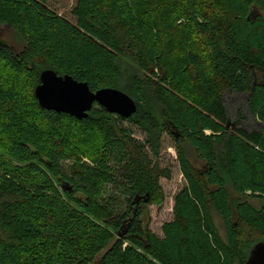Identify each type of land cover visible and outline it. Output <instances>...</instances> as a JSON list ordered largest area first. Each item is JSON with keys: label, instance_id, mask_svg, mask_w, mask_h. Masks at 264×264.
Masks as SVG:
<instances>
[{"label": "trees", "instance_id": "1", "mask_svg": "<svg viewBox=\"0 0 264 264\" xmlns=\"http://www.w3.org/2000/svg\"><path fill=\"white\" fill-rule=\"evenodd\" d=\"M73 16L48 0H0V30L26 42L16 52L0 39V264H93L102 251L98 264H246L264 240V207L248 200L264 197V80L253 72L264 70V0H76ZM6 67L24 84L10 88ZM45 69L123 90L137 110L123 118L96 103L77 119L44 109ZM228 92L247 95L261 129L231 126ZM171 133L187 184L160 237L145 211L171 177L156 159ZM108 183L127 195L125 213L102 200Z\"/></svg>", "mask_w": 264, "mask_h": 264}, {"label": "rangeland", "instance_id": "2", "mask_svg": "<svg viewBox=\"0 0 264 264\" xmlns=\"http://www.w3.org/2000/svg\"><path fill=\"white\" fill-rule=\"evenodd\" d=\"M76 0H48V4L50 7L59 13V15H64L69 19H74L73 16V9L75 7ZM0 39L7 44L11 45L14 51L18 52L24 48L26 44L23 37L12 27L8 25H4L0 30ZM256 70H259V73H256V82H262L264 80V70L255 68L254 73ZM3 75L5 76L6 80L8 81V86L10 88L15 85L21 84L23 85L24 80L21 79V76L18 72H13L6 67L3 70ZM20 81H19V80ZM225 104L229 111V116L231 126H237V121L239 122V126L245 128L246 130L252 131L256 129H261L262 123L258 120L256 116L250 111L247 106L248 97L246 94L241 93H226ZM243 114L244 118L240 117ZM122 127L129 130L130 134L138 139L139 141H144L145 137L138 128L131 123V121H122ZM232 126V127H233ZM172 133H176V129L172 127ZM205 132L210 134L211 131L206 129ZM165 134L162 139L161 145V152L160 155L156 158L159 160L160 164L164 167H169L171 171L170 178H161L160 179V186L163 188V197L158 202H153L149 204L146 208V215H147V223L149 229L155 233L156 235L162 237L163 236V225L170 222L174 218V206H175V198L178 193L183 189L184 186L187 184L186 176L183 174L180 160L179 153H178V144H179V136H174L173 134ZM179 135V133H178ZM184 152L187 158L198 168L203 167V161L198 158L199 153L197 152L196 148L192 146L189 141L184 140L182 143ZM1 154H3L0 151ZM85 155V154H84ZM93 151H88L86 156H82L85 161H87L90 165L96 166L99 161H92ZM70 162H66L64 164L67 166ZM111 166H114L113 162H110ZM60 189L62 190L59 183H57ZM102 200L105 204H109L111 206L119 205L120 214L125 213L126 204L125 200L127 195L122 193V190L117 187L115 184H105L102 187ZM63 191V190H62ZM232 193V192H231ZM247 194H251V191H247ZM100 197V198H101ZM248 200L257 208L264 207V197L261 198H248ZM122 201V203H121ZM213 212V219L215 224L218 226V230L221 235L226 238V232L224 229V223L222 218L218 215L215 210ZM129 242H126L125 245H128ZM104 254L102 251L98 254L97 260L93 264H98V260Z\"/></svg>", "mask_w": 264, "mask_h": 264}, {"label": "water", "instance_id": "3", "mask_svg": "<svg viewBox=\"0 0 264 264\" xmlns=\"http://www.w3.org/2000/svg\"><path fill=\"white\" fill-rule=\"evenodd\" d=\"M35 96L44 109L69 114L77 119L88 117L96 103L123 118L131 117L137 110L136 101L123 90L102 87L93 90L88 82L75 80L70 74L59 75L53 69L41 71ZM137 203L140 197H136ZM246 264H264V240L252 248Z\"/></svg>", "mask_w": 264, "mask_h": 264}]
</instances>
